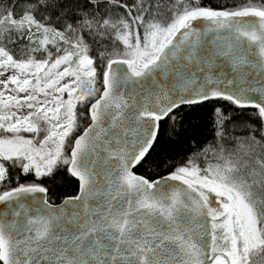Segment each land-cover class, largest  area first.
<instances>
[{"label":"snow or ice","instance_id":"snow-or-ice-1","mask_svg":"<svg viewBox=\"0 0 264 264\" xmlns=\"http://www.w3.org/2000/svg\"><path fill=\"white\" fill-rule=\"evenodd\" d=\"M221 29L228 37L215 55L264 70V0L219 9L200 0H24L20 13L0 5V264L264 261V88H209L219 81L199 82L175 64L178 54L208 63L201 37ZM169 69L165 88L135 102L124 91ZM210 99L256 109L260 127L241 121L247 138L225 147L226 122L236 121L217 108L215 145L159 180L133 171L151 159L161 120ZM85 113L91 123L70 140ZM61 169L79 194L53 205L46 184ZM30 175L48 179L21 182Z\"/></svg>","mask_w":264,"mask_h":264},{"label":"trees","instance_id":"trees-1","mask_svg":"<svg viewBox=\"0 0 264 264\" xmlns=\"http://www.w3.org/2000/svg\"><path fill=\"white\" fill-rule=\"evenodd\" d=\"M241 2L242 0H200L202 6L217 9L224 6L231 7ZM256 2L257 0H253V3ZM23 4L24 0H0V5L12 7L17 13L23 10ZM97 86L99 89L101 88L99 83H97ZM217 108L231 115L233 120L236 121L235 124L226 122L225 131L229 143L225 144V147L230 146L233 138L237 140L247 138L246 129L240 123L241 121L254 124L256 128L261 125L256 109H240L223 99H211L196 105L183 106L174 113L176 115L175 121L165 118L159 122L160 135L158 143L154 146L155 150L151 153V159L142 167L137 166L133 171L149 180H156L168 175L175 166L183 164L194 152L201 150L202 146L215 145L218 140L216 137ZM89 121L87 113H85V116L79 119L78 132L76 131L72 135V140L89 124ZM257 152H261V149L258 148ZM211 159L212 155L209 153L208 160ZM203 160L204 158L201 157L197 160V163H201ZM16 172L19 174L18 169ZM47 179H37L30 175L26 178L21 177V182L26 180L29 183L33 181L44 183ZM46 186L49 188L47 196L51 204H58L66 198L75 196L78 192V182L65 169L59 171L54 183L49 182Z\"/></svg>","mask_w":264,"mask_h":264},{"label":"water","instance_id":"water-1","mask_svg":"<svg viewBox=\"0 0 264 264\" xmlns=\"http://www.w3.org/2000/svg\"><path fill=\"white\" fill-rule=\"evenodd\" d=\"M195 23L200 26L201 30H203L207 25L206 21L205 22L197 21ZM227 37H228V32L227 30H223V29L216 32H212V31L204 32V34L201 37V47L198 49V52L202 55L204 53H207V55H204L203 58L204 60L209 62L200 63L199 61H197L194 65L192 62L181 60L180 59L181 54H178L177 59L175 61L177 71L196 72L199 82H202L204 76H212L219 81L216 84L209 85L208 86L209 88L216 87L222 90H234L237 87H248V86H252L255 88H264V70H262L259 65L253 63L251 65H244L241 67L233 68L227 57L215 55V53H218L220 51L221 44L223 42L222 39H218V38L226 39ZM172 80L173 77L171 76V69H169L163 75H159V74L154 75L153 80L151 81H144L140 84L130 83L124 89V91L126 92L127 95L131 96L133 102H135L140 100V98L143 95L147 94L148 92H151L159 88H165L167 86L166 82ZM228 80H232L233 83L228 84L227 83ZM131 110L132 109L129 108V111ZM90 123L91 121H89V124ZM82 131L78 135H80ZM100 159L103 163L101 168L98 169V171L103 172L104 164L107 163L103 152H101L100 154ZM72 178L78 182V192L76 194L78 195L79 181L74 177ZM160 178L156 180H159ZM170 183H177V182H170ZM37 195L39 196L42 194H37ZM64 201L65 199L62 200L60 203L53 205H63ZM91 203L92 202H90V204ZM68 210L71 211V208H69Z\"/></svg>","mask_w":264,"mask_h":264},{"label":"rangeland","instance_id":"rangeland-1","mask_svg":"<svg viewBox=\"0 0 264 264\" xmlns=\"http://www.w3.org/2000/svg\"><path fill=\"white\" fill-rule=\"evenodd\" d=\"M97 88H98V86H97ZM99 89V88H98ZM65 98H67L66 96H65ZM78 108H79V106H78ZM78 132V131H77ZM76 132H74L72 135H74ZM26 135H30V134H26ZM70 140H72V138L70 137L69 138ZM261 264H264V261H261Z\"/></svg>","mask_w":264,"mask_h":264}]
</instances>
